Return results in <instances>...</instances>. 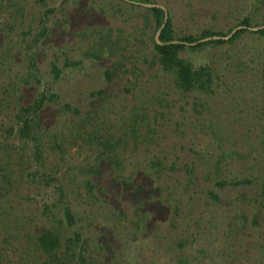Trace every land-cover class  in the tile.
Listing matches in <instances>:
<instances>
[{
	"label": "rangeland",
	"instance_id": "374dc122",
	"mask_svg": "<svg viewBox=\"0 0 264 264\" xmlns=\"http://www.w3.org/2000/svg\"><path fill=\"white\" fill-rule=\"evenodd\" d=\"M154 5L177 37L212 29L227 41L245 17L250 31L264 26V0ZM156 35L152 16L120 0H0V243L12 234L14 261L26 256L22 241L56 225L82 234L80 264H264V35L182 52L212 66L209 94L177 88L154 59ZM41 93L59 100L43 109L37 160L16 115ZM58 186L73 227L58 221ZM52 203L50 223L42 212Z\"/></svg>",
	"mask_w": 264,
	"mask_h": 264
},
{
	"label": "trees",
	"instance_id": "16d2710c",
	"mask_svg": "<svg viewBox=\"0 0 264 264\" xmlns=\"http://www.w3.org/2000/svg\"><path fill=\"white\" fill-rule=\"evenodd\" d=\"M126 3L130 7H138L146 12V16H152L156 24V34L161 29L158 40H153V54L155 61L160 67L171 74L174 78L177 88L182 92H200L211 93L215 83L214 70L211 65L204 64L195 66L185 56H182V52L185 50H200L206 46H219L225 43H234L239 40L245 33H257L264 35V28L257 31H250L252 26L251 18H243L237 25L238 30L226 41L225 34L222 31H215L212 29L204 30L200 35L195 36L192 34H185L177 37L175 33V25L173 18L168 15L165 22L166 13L160 6H148L151 0H120ZM46 32V28L43 29L42 34ZM207 39V40H205ZM81 61H72L68 65L78 66ZM32 66L35 64L32 62ZM51 71L54 79H59L62 74V68L57 63H52ZM108 77L111 76V69L106 70ZM102 90L93 92L92 94H101ZM59 95L55 93H41L40 96L32 103L22 107L16 115V122L18 125L17 133L20 138H24L33 142L34 157L37 160H41L43 155L42 150V134H41V116L43 109L48 101L57 102ZM65 107L73 112L75 115H80L81 112L78 108H73L71 105L66 104ZM10 132L14 131V128H10ZM102 144L106 148L103 151L104 156L110 164L114 166L116 171H119L120 165L116 159V152L114 151L116 141L113 138H106ZM189 177H192L194 169L186 166ZM33 180H37L34 173L30 174ZM118 175V174H117ZM120 178L119 176H117ZM40 181V180H38ZM89 186L92 187L91 183ZM59 196L61 201H65L66 194L62 186H58ZM216 197L214 194H212ZM55 203L45 204L43 208V214L47 219L52 222L53 219H57V214L54 212L53 207ZM53 218V219H52ZM60 223H65L69 227H73L75 223V216L71 207L67 204V201L63 204V219L58 220ZM60 226H44L38 232H35L31 241H22L23 251L26 256H19L18 260L14 261L9 257L7 247H9L12 234L5 232L0 243V264H80V260L83 257V237L78 231H73L71 235H66L61 230ZM32 251L34 260L26 262L28 257L27 252ZM7 253V255L5 254ZM37 257V258H36Z\"/></svg>",
	"mask_w": 264,
	"mask_h": 264
},
{
	"label": "water",
	"instance_id": "95a60500",
	"mask_svg": "<svg viewBox=\"0 0 264 264\" xmlns=\"http://www.w3.org/2000/svg\"><path fill=\"white\" fill-rule=\"evenodd\" d=\"M161 7V6H160ZM164 10H165V13H166V17H165V22H166V20H167V18H168V12L166 11V9L164 8V7H162ZM164 27V24H163V26L160 28V30L158 31V33H157V35H156V39L158 40V37H159V34H160V32H161V29ZM261 28H264V26H262V27H260L259 29H261ZM239 29V27L238 28H236L234 31H233V33L229 36V37H231L234 33H235V31L236 30H238ZM251 29V28H250ZM222 38H224V39H226L225 37H222ZM205 40H207V39H205Z\"/></svg>",
	"mask_w": 264,
	"mask_h": 264
}]
</instances>
